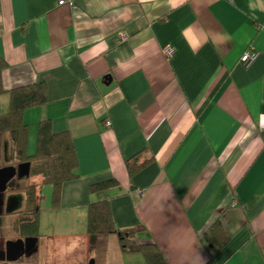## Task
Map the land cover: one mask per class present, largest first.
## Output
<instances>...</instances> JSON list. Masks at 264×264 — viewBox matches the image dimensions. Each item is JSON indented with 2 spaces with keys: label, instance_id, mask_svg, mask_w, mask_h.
<instances>
[{
  "label": "crops",
  "instance_id": "1",
  "mask_svg": "<svg viewBox=\"0 0 264 264\" xmlns=\"http://www.w3.org/2000/svg\"><path fill=\"white\" fill-rule=\"evenodd\" d=\"M252 48L258 55L245 65ZM0 53L6 89L47 86V103L24 112L27 153L49 119L54 132L71 133L78 156L79 178L63 184L57 203L42 176L27 180L41 249L80 237L89 250L88 234H46L45 214L63 215L67 228L88 224L102 197L90 186L116 178V226L141 227L139 238L168 264H264V0H0ZM9 108L6 92L0 115ZM10 147V133H0V167ZM140 152L155 159L130 176L125 162ZM21 200L5 202V239L18 208L35 220ZM216 222L223 247L209 235ZM49 252L55 264L75 259Z\"/></svg>",
  "mask_w": 264,
  "mask_h": 264
},
{
  "label": "trees",
  "instance_id": "2",
  "mask_svg": "<svg viewBox=\"0 0 264 264\" xmlns=\"http://www.w3.org/2000/svg\"><path fill=\"white\" fill-rule=\"evenodd\" d=\"M8 66L7 61L0 53V95L10 93L9 111L0 115V133L8 132L11 135V157L26 160L29 163V175L43 177V184H50L54 188L53 199L58 202L62 186L65 182L79 178L78 156L74 140L69 131L54 132L52 121L44 119L39 122L37 148L34 154L27 153L29 126L24 122V112L33 107L47 103L48 90L44 82H36L6 89L3 83V71ZM143 152L126 160L130 176L144 169L154 161V156L141 161ZM119 186L116 178H110L90 186L93 194H101V198L93 201L88 207L87 234L91 244H95L99 236L117 234L120 245L126 252L143 255L144 264H168L158 245L152 240H141L138 236L141 227L120 229L116 226L110 206V190ZM25 194L28 210L34 211L36 216L32 222L38 228L37 190L35 184L22 188ZM211 235L217 246L223 247L228 238L220 222L211 228Z\"/></svg>",
  "mask_w": 264,
  "mask_h": 264
},
{
  "label": "flooded vegetation",
  "instance_id": "3",
  "mask_svg": "<svg viewBox=\"0 0 264 264\" xmlns=\"http://www.w3.org/2000/svg\"><path fill=\"white\" fill-rule=\"evenodd\" d=\"M9 165L16 167V175L8 183L6 191L0 193V264H46L53 259L49 252V246L47 244L45 249H41V244L35 235L34 225L22 220L23 217H27V213H20L21 207L17 209L19 217L13 220L9 226L11 238H4L6 215L11 214L7 208L5 209V202L9 201V209L13 205H17L20 198L26 200L22 188L30 185L24 181L26 182L31 177L29 163L26 160L11 157L4 166ZM21 240L22 243H20ZM12 258L14 259L11 260Z\"/></svg>",
  "mask_w": 264,
  "mask_h": 264
},
{
  "label": "rangeland",
  "instance_id": "4",
  "mask_svg": "<svg viewBox=\"0 0 264 264\" xmlns=\"http://www.w3.org/2000/svg\"><path fill=\"white\" fill-rule=\"evenodd\" d=\"M9 101V99H8ZM35 152V145L34 147H29V153ZM8 159V158H7ZM8 161H10L8 159ZM7 160H3V162H8ZM24 183H28L27 181ZM50 202V201H49ZM48 200L45 203L49 206ZM21 205V199L18 200L17 206ZM61 214H45V221L46 225V234H55V231L58 233H65L69 232L68 234L76 235H86L87 234V222L80 225V222L77 219L76 225L73 228H67L65 223L64 216H60ZM55 226H58L55 227ZM70 230V231H68ZM11 235V232H8ZM48 240V239H47ZM49 246V250L53 249L55 252L64 251L66 250L67 253L65 254L67 258L75 256V259H70L67 263L68 264H144L145 260L142 254L134 253V252H126L122 249L119 241V237L117 234H107L102 236L101 240L96 242L95 244H91V248L87 250L86 244L87 241L83 238H73V239H62V240H48L46 242ZM79 251L80 253H78ZM53 254V253H52ZM64 255V256H65ZM58 259L56 255L55 258L51 260L54 264Z\"/></svg>",
  "mask_w": 264,
  "mask_h": 264
},
{
  "label": "built area",
  "instance_id": "5",
  "mask_svg": "<svg viewBox=\"0 0 264 264\" xmlns=\"http://www.w3.org/2000/svg\"><path fill=\"white\" fill-rule=\"evenodd\" d=\"M66 3V0H60V4H64ZM71 6H74L73 1L69 2ZM164 52L168 57H171L174 55L175 49L172 45H166L164 47ZM258 55V52L255 49H250V50H246L244 52V54L241 57V61L245 64L248 65L250 64ZM107 126H111V121H107L106 123ZM138 193H142L143 190L142 189H138L137 191Z\"/></svg>",
  "mask_w": 264,
  "mask_h": 264
},
{
  "label": "water",
  "instance_id": "6",
  "mask_svg": "<svg viewBox=\"0 0 264 264\" xmlns=\"http://www.w3.org/2000/svg\"><path fill=\"white\" fill-rule=\"evenodd\" d=\"M15 175H16L15 166L9 165V166H4L0 168V193L6 191L8 183ZM8 243H14V242H8ZM20 243H22V240ZM13 259L14 258H12L11 260Z\"/></svg>",
  "mask_w": 264,
  "mask_h": 264
}]
</instances>
